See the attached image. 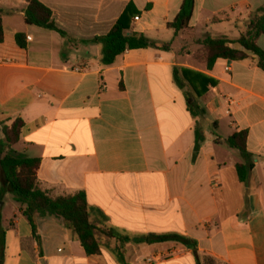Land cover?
I'll list each match as a JSON object with an SVG mask.
<instances>
[{"label": "crops", "instance_id": "1", "mask_svg": "<svg viewBox=\"0 0 264 264\" xmlns=\"http://www.w3.org/2000/svg\"><path fill=\"white\" fill-rule=\"evenodd\" d=\"M38 1L65 36L29 26L26 0H0V130L25 122L13 150L40 159V188L53 199L83 192L92 223L144 240L123 246L126 264H264V71L252 57L219 60L211 71L195 59L207 38L238 40L264 0H196L189 31L177 37L169 25L185 0ZM130 5L140 18L131 33L172 49L127 51L105 65L102 45L91 42ZM258 45L264 50V35ZM175 69L216 82L199 99L204 117H192ZM197 125L205 143L196 155ZM242 132L249 157L227 143ZM244 164L253 165L245 183ZM37 225L40 246L24 208L4 191L0 264H121L116 239L102 236L100 255L89 257L57 220ZM175 234L196 241L199 256L179 243L145 241Z\"/></svg>", "mask_w": 264, "mask_h": 264}, {"label": "trees", "instance_id": "2", "mask_svg": "<svg viewBox=\"0 0 264 264\" xmlns=\"http://www.w3.org/2000/svg\"><path fill=\"white\" fill-rule=\"evenodd\" d=\"M26 2L28 7L25 11V20L29 26L55 31L62 36L66 35L54 22L53 12L49 8L38 0H26ZM195 2L196 0H185L177 19L169 25V28L174 30L175 37L189 31ZM3 15L4 11L0 9V45L5 42ZM138 15L139 12L135 6L130 5L107 36L96 38L91 42L102 45V61L105 65L114 64L117 58L127 51L151 48L163 51L172 49V43L161 44L145 35L131 33V20ZM263 35L264 7L250 15L248 29L238 40L207 38L201 42V49L196 53L195 59L211 71L219 60L241 62L252 57L257 61L259 68L264 71V50L258 45V40ZM16 40L19 47H26L23 34H18ZM174 78L177 86L185 91L187 107L192 117L195 119L204 117L207 112L199 104V99L206 95L209 87L215 86L216 82L203 74L180 69H175ZM24 127L25 122L21 119L14 121L11 126L3 127L4 140L0 142L3 149V152H0V156H3L0 160V199L3 198L4 191L13 193L15 200L24 208V214L33 228V238L39 246L41 239L37 219L53 218L77 236L81 247L89 257L100 255L103 247V240L100 236L116 239L121 243V247L117 248L115 252L116 256L121 264H126L123 246L126 243L141 242L142 239L133 240L116 233L112 229H103L92 223L91 208L87 195L83 192L74 196L53 199L47 192L43 191L38 183L40 159L29 158L13 150V147L21 141ZM195 134V153L197 155L205 143L204 130L200 125H197ZM246 142L247 133L245 132L236 134L227 141L231 148L249 157ZM252 168V164L238 166L239 177L242 182L245 183L249 179ZM145 241L148 243L152 241L179 243L199 256L197 242L185 236L176 234L165 237L152 236L145 238ZM207 260L211 264L216 263L211 258H207Z\"/></svg>", "mask_w": 264, "mask_h": 264}, {"label": "built area", "instance_id": "3", "mask_svg": "<svg viewBox=\"0 0 264 264\" xmlns=\"http://www.w3.org/2000/svg\"><path fill=\"white\" fill-rule=\"evenodd\" d=\"M139 20H140V18H138V17L135 18V21H139ZM234 107H235V106H234L233 103H230V104H229V110H228V114H229V115H232V112H233V110H234Z\"/></svg>", "mask_w": 264, "mask_h": 264}, {"label": "rangeland", "instance_id": "4", "mask_svg": "<svg viewBox=\"0 0 264 264\" xmlns=\"http://www.w3.org/2000/svg\"><path fill=\"white\" fill-rule=\"evenodd\" d=\"M3 130V129H2ZM2 130H0V132L2 133ZM2 136H3V133H2ZM102 236H100V238H101Z\"/></svg>", "mask_w": 264, "mask_h": 264}]
</instances>
